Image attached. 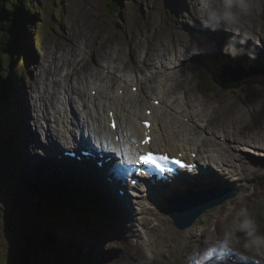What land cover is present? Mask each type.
I'll return each mask as SVG.
<instances>
[{
    "label": "rangeland",
    "instance_id": "1",
    "mask_svg": "<svg viewBox=\"0 0 264 264\" xmlns=\"http://www.w3.org/2000/svg\"><path fill=\"white\" fill-rule=\"evenodd\" d=\"M37 2V5L33 9L30 8L26 15V19L28 17L34 19V26L31 28V24L26 31L23 27L24 35L19 37L20 42L17 41L18 46L15 51L17 59L13 68L11 72L8 70L3 76H0V79L4 77L3 82L5 84L3 86V97L0 100L5 99L7 104L10 105L8 107L10 120H8V126L3 127L2 132L6 142L3 141V145H0V264H5L9 251L6 240L8 228L18 221L23 225L37 221V202H40V207L48 206L43 189H51L48 185L51 184V190L54 191L58 185H63L65 177L62 178L61 175H56V173L41 174L40 167L31 162V157L27 158L26 156L28 153L30 155H36L37 153L43 158L46 155V151L37 152V146H40L37 145V140H40L41 137V140H45V143L49 142L46 135L45 117L47 119L48 116L52 117L53 120H50L51 125L54 129L58 127L56 122L59 123L57 119L59 112H55L51 102H55L56 106L62 108L63 101H66L65 98L68 97L73 101V107L75 105L78 111H83L86 107L85 100L89 95L94 97L98 95L100 79L97 75H102L104 72L110 74L106 85L113 84L112 88L116 92L119 87H117L118 77L114 71L117 73L122 71L125 74L134 70H142L143 74H147L149 71V74L143 77L145 93L143 102L146 103L151 102L150 97L153 96V90L158 87V79L165 78L168 74L171 75V81L167 80L168 84L166 83L165 88L171 85L172 89L166 88L167 99L164 101L169 102L168 99H172L175 106L181 104L184 108L188 107L193 115L192 121L190 116L187 117L188 121L186 122L189 125L202 124L200 121H205V127L201 128L199 126V129H197L199 135L207 138L206 140L203 139L205 145H208V139L212 140L211 145L223 144L229 156L230 154L232 156L241 154L247 167L244 170L240 160L228 159L225 152L220 155L216 154L217 158L212 156L208 160L211 163L208 165L209 171H212V173L215 171L213 167H218V160H227V163H232L231 169L238 170L239 172H236V174L238 173L241 176L234 175L231 170H223L222 175L226 184L222 183V178L205 177V181H210L207 182L208 185H201L198 182L189 185L190 182H187L184 188L177 189L180 192L177 195H186L191 190L193 192L199 185H201L199 188L210 189L223 184L218 187L231 191L232 189L239 190L236 198L233 199L232 196L231 200L220 203L217 207L212 208L213 210H207H211L207 219L203 218V220L201 218L198 223L196 222L191 228L185 230L175 226L168 214V205L166 216L162 217L158 211H152L154 206L152 207L150 202L145 200L146 195L144 193L142 196L136 197L135 204H138L137 207L134 204V206H125V209L121 210L119 205L113 201L112 203H115L118 207V212L110 210L101 212L97 210L100 218L86 215L88 224L85 223L86 219L82 213H79L84 219V226L96 228L97 234H90L93 236L91 237L88 233H84L89 229L77 225L68 226L67 229L70 230L64 228L67 231L60 232L58 230L59 237L55 235V238L62 239L65 237L68 239L65 242L69 248L66 255L70 256L69 258L74 264H151V261H143L149 255L152 256V264H200L208 256L213 257L217 253L213 250L218 249V246L209 252L205 251L204 241L209 238L210 230L213 229L216 233L213 235V238L216 239L215 242L223 243L224 228L233 221L236 211L241 207L246 208L255 216L260 230L264 231V67H262L264 66V57L258 55H255V58L250 57L257 64H251L249 59L243 58L242 56L248 54V43L245 45L246 51L244 54L235 58L225 55L222 48L231 34L216 31L214 33L219 32V36H221V38H218L212 34V31L203 29L199 21L196 22L195 27L184 22L181 16L188 8L187 0H164L163 7H161L160 0H124L123 5L119 8L120 11H117L119 9H116L115 4H112L110 0H38ZM255 3L258 8L254 10L253 15L247 17L245 28L247 27L246 30L254 37L258 33H263L264 38V0H255ZM50 26H53V29H49L50 32L44 36L45 39L42 44L38 45L36 39H38L39 30ZM185 33H192L194 36H197L194 34L197 33L199 35L197 37L208 45L209 50L186 60L183 59V62H185L180 63L177 68L173 67L172 72L171 70H164L163 67L161 68L163 71L160 70L159 67L161 66L158 62H155L156 57L161 56L159 60L165 59V56L169 58L171 51L180 50L184 47ZM27 35H30L29 39ZM32 38L34 45L29 42L32 41ZM250 41L254 44L253 40L250 39L249 43ZM37 45L38 49L35 47ZM26 58L30 65L29 72L32 80L26 78L28 76L27 72L23 75L24 78L20 73L22 70L20 66L25 64ZM144 61L146 65L141 68L140 66L144 65ZM154 62L156 65L150 67ZM148 67L150 68L145 69ZM74 68L77 69L75 74L66 76L67 72L71 73ZM157 70L161 76L158 75V72L155 73ZM217 71L221 72V80L222 76L229 78L232 74L241 75L242 78L234 83L235 86L232 90L227 92L217 83ZM85 73L86 76H83L81 82V76ZM20 77L23 78V81ZM102 77L105 78L104 75ZM6 78L8 79L6 80ZM210 81L212 84H210ZM173 82L175 85H173ZM92 83L97 84V86L93 87ZM69 87L73 88V92L69 91ZM91 87L93 88L91 89ZM130 87L128 85L127 90ZM122 90L124 93L125 89L118 91L120 95H122ZM114 91L111 93H115ZM34 94H43L44 99H46L45 103L48 102L49 112H45V115L42 114L40 117H37L35 111L30 110L32 101L36 102L39 99V96H37L33 100ZM181 97H184L185 100H182ZM79 103L82 105L80 106ZM38 104L41 105V102ZM32 114L36 117H32ZM53 114L57 120L52 116ZM175 115L166 119L171 118V122L175 123L179 119L183 120V117L178 116L177 118V115ZM70 116L74 120H78L77 115L71 113ZM17 122L19 127H23L20 136L18 126L14 128L19 143L25 139L29 141L31 151L37 149L36 152L32 153L22 147L21 161L25 164V157L27 163L29 162L25 169L21 167V163L17 165L14 161L15 155L20 159L15 147L19 143L11 138L13 137L11 129ZM75 130L78 134L77 127ZM223 134H229L227 135L229 136L227 137L228 144L222 143L220 136ZM239 134L242 135L238 140L237 136ZM74 136L71 135L70 139H76ZM69 141L61 140L62 143L71 144ZM234 143L236 144L235 148H231L229 145ZM52 144H56V142ZM245 144L247 145L245 146ZM206 157V155H202L199 158L201 160L203 158L208 159ZM41 175L45 176L46 179L43 180L44 177H41ZM55 179L60 181L58 180V182ZM67 179L72 180L73 177ZM47 185L48 187H46ZM79 186L77 188L83 192H85V189L88 192L87 188L90 190L93 188L92 192L94 194L109 197L104 186L102 188L92 181H90V186L87 184ZM66 190L69 189L66 187ZM81 190L79 196H81ZM143 191L150 192L151 190L148 185H145ZM166 192L171 194L168 190ZM163 199L164 197L161 196L150 198L153 202L161 200V205L167 204ZM112 200H114L113 196ZM95 203L91 202L93 206H95ZM101 205L105 206L103 203ZM52 206V209H54V203H52ZM55 206L58 209H63L59 203H56ZM141 207L145 208L141 210ZM255 208L260 210L259 217L254 212ZM111 217L120 233L106 234V220ZM141 219L144 229H141V226L139 227ZM102 222L104 229L101 232L97 225ZM55 226H53L52 231H55ZM58 228H61V226ZM78 232L81 233L80 237H82L71 239ZM54 233L56 234V232ZM149 234L152 238L150 242L154 245H151L148 249L147 238ZM91 238L94 239L90 240ZM139 240L141 241L138 242ZM228 248L234 249L236 252L239 251L238 257L243 258L248 255L242 250ZM54 259V255L48 251L45 254L40 253L36 257L35 263H50ZM205 260L204 262L207 261ZM231 263L237 264L233 261Z\"/></svg>",
    "mask_w": 264,
    "mask_h": 264
},
{
    "label": "bare ground",
    "instance_id": "2",
    "mask_svg": "<svg viewBox=\"0 0 264 264\" xmlns=\"http://www.w3.org/2000/svg\"><path fill=\"white\" fill-rule=\"evenodd\" d=\"M250 26H252V25H250ZM212 34L214 36L218 37V38H221V36H219V34H220L219 32L218 33H214L213 32ZM262 34L263 33H261V35ZM258 35L259 34H257L256 37H255V38H257L256 40L260 39ZM38 36H40V35H38ZM40 37H41V40L40 41H42V40L45 39L44 36H40ZM27 38L29 39L30 38V35H27ZM38 39H39V37H38ZM262 47L263 46H261V45H256L255 43L253 44V43H251V41L249 43V41H248L247 48L249 50H255V53H256L255 55H258L259 51H262L261 50ZM250 57L251 56L247 54L246 58L249 59L252 62L253 59L250 58ZM182 60L183 59H181L180 57H178L176 60L172 61V63L175 62L177 64V63H179L181 61V64H182L183 63ZM158 63H159L160 66H162L164 68V70H166V71L167 70L168 71L171 70V72H172V68L167 64V60L166 59H161V60L158 61ZM29 68H30V65H29V62H28V68L25 69V71H24L23 68H21L22 70L20 72L22 74V77L25 74V72H27L28 73V76L26 78L28 80H32V76H31V74L29 72ZM105 69H106V67H105ZM181 69H182V67H181ZM75 70H77V69L74 68L71 73L70 72H67L66 76H70L72 74L74 75L75 74ZM132 72L135 73L136 70L131 71L130 74H125L122 71H118V73L116 71H114L115 75L118 77L117 87H119V88H117L116 92L114 91V88H112V85L113 84L109 83L108 85H106V81H108L107 78L110 76V74L104 72L102 75H104L105 78H103L101 74H98L97 76L100 79V84L98 86L99 87V93L96 96L97 98L94 97L93 95H89V97L85 100L86 107H84V110L83 111L82 110L81 111H78V108H76L75 105L73 107V104L74 103L68 97L65 98L66 101H63L62 106H61L62 108L56 106L55 105V102H51L52 107L54 108L55 112H59L58 115H57V119H58L59 123L56 122L58 124V127L56 129H54L53 126L51 125V121L49 120V118L48 119H47V117L44 118L45 123H46V129H47V134L46 135H47V138H49L47 141H49V142H46L45 143V141H43V140H38L37 141V143H38L37 145H40V146H37V149L39 150L38 152L48 151L50 153L51 150H47V147H46L48 145V143H51L52 144L53 142H56V145L59 147V143H62L61 140L62 141L63 140H70L69 142L71 144L63 143L67 147L66 150L72 149L75 146L73 143L76 142V141L79 142L78 144H80L77 147L79 149H81V148H83L82 142H84V137H86L84 134H81V131H82V129L87 128V129H89L88 132L89 131L93 132L95 134V137L96 138L101 139L99 141V143H103V142H106V141H111L112 143H114V147L115 148L123 147L125 149V151L127 152V154L130 155L131 154V153H129L130 147H132V149H134V147H136V145H135L136 142H140L143 139V137H144L143 134L146 131V127L143 125V123L141 121L150 118L153 121V123L151 125V132L153 134V139L150 142V146H140L139 148L140 149L141 148H143V149H150V148H152L154 146L158 150H169V151H172V152H183V153H185L186 157H188L190 160H194V158L191 157V154L193 152H197L198 154H200V156L206 155L208 157V159H204V158H203V160L200 159L201 160V162H200V165L201 166L199 165V167H202L203 168V170L200 171V174L201 175H206L208 172H210L209 169H208L209 168L208 165L211 164L208 161L210 159V157H212V156L213 157H216V154L217 155H220V154H224V152L227 154V150L224 148V145L221 144V143L220 144L216 143L215 145H211V141H212L211 139H208L207 140V144L208 145H205V143L203 142V139L206 140L207 138L204 137L203 135H199L197 133V129H199V126L201 128L205 127V125H204V122L205 121L204 120L200 121L202 124L198 123L197 125H193V124L192 125H189V123L186 122V121H188L187 117L190 116L191 117V121H192L193 115L191 114V112H190V110H189L188 107L187 108H184V106H182L181 104H179L178 106H175L172 99H168L169 102L168 101H164L165 99H167V97H166V91H167L166 88L169 87L170 89H172L171 85L170 86H167L165 88L166 83L168 84L167 80L171 81V75L168 74L163 79H160L159 77H157V78H159L158 81H157L158 87L155 90H153V93H152L153 96L150 97L151 102L146 103V102H143V98H145L144 86H143V77H144V75L143 74H137V73L136 74H133ZM139 72H142V71H139ZM157 72H158V70L155 71V73H157ZM182 73H184V72H182ZM158 75H160L159 72H158ZM83 76L85 77L86 76V73L85 74H82V76H81V82L83 80ZM153 76H154V74H153ZM238 76H241V75H238ZM129 80H132L134 82L131 85V87L129 88L130 91L127 90L128 89L127 88V86H128L127 84H128V81ZM111 81H112V79H111ZM71 84L73 85V83H71ZM92 85H93V87H96L97 86V84H95V83H92ZM173 85H175L174 82H173ZM226 85H224V86L226 87ZM211 86H213V85H211ZM93 87H91V89ZM135 87H136V90L133 89ZM68 89H69L70 92H73V90H72L73 88H70L69 87ZM120 89H125L124 90V93L122 95H120L119 92H118ZM21 91H23V90L21 89ZM113 91L115 93H111ZM18 95L20 96L19 93H18ZM154 95H155V97H154ZM37 96H39V99H37L36 102L35 101H32V103H31V109L30 110L35 111L37 113V117H40L42 114L45 115V112H49V107L47 105L48 102L46 101L47 103H45V100L46 99H44L45 96L43 94H40V95L39 94L38 95L37 94H34L33 100H35L37 98ZM152 98H154V99H152ZM122 99H123V101H122ZM181 99L182 100H185L184 97H181ZM79 100H80V98H79ZM152 100H154V101H152ZM39 102H41V105L38 104ZM79 104H80V106L82 105L81 103H79ZM114 104H117L118 106H122L123 109L125 110V112H121L120 109H118V107L115 106ZM144 105L146 106V108L143 111L142 107ZM42 106H44V107H42ZM147 108H150L152 110V113L150 115L146 113V109ZM15 109H16V107H15ZM57 109H61V110H57ZM71 110H73V111L71 112ZM110 111H113L112 112V116L115 117L116 120L119 123V128H117L116 130L110 128V126H109V122L111 121ZM208 111H210V110H208ZM67 112H70V113H67ZM71 113H72V115H77L78 120L77 119L74 120L73 118H71V116H70ZM172 115H175L177 118H178V116L183 117V120H180L179 119L175 123L173 121L171 122V120H170L171 118L169 120L166 119V118L172 117ZM258 115H259V113H258ZM31 116L34 117L35 115L32 114ZM259 119H260V116H259ZM98 122H99V125H98ZM17 126H18V134L20 136V133L22 132L23 127L22 126L19 127V123L17 122L15 124V126L11 129L12 135H13V137H11V138L13 139V141H17L19 143L18 137L16 136V133H15V130H14V128H16ZM43 127H44V125H43ZM76 127H77V130H78V134L76 133V130H75ZM44 130H45V128H44ZM117 134H119V136L122 138L119 141H116L115 140V135H117ZM71 135H73V136L75 135L74 137L76 138L75 139L76 141L73 140V139H70ZM150 135H151V133H150ZM227 135H229V134H227ZM241 135L239 134V136H237V139L238 140L240 139ZM201 137H203V138H201ZM87 139L90 140V138H87ZM80 140H83V141H80ZM9 141H10V138H9ZM27 141L28 140L23 139V141H21L19 144H17L15 146L16 147V151H18V153H19L20 160H21V156L23 155L21 153V149H22V147L25 148V146H27ZM235 143L233 145L231 144L229 146H231V148H232V147H234L237 144V143L236 144ZM245 143H247V142H245ZM237 147L239 148V146H237ZM240 147H242V146H240ZM202 148H204V150H202ZM109 153L107 154L108 157L111 156ZM236 153H237V151H236ZM96 154H97L96 158L90 157L89 160H94V159H97L98 161L102 160V158L99 157V154L97 152H96ZM36 156H33V157H36ZM230 156H231V159L234 160V161H236V160L239 161L240 160L241 161L242 168L245 170V168L247 167V164L242 160L243 157L241 156V154L239 156H237V155L232 156L230 154ZM117 157L118 158H121V160H123L124 153L117 151V154H115V156H113V161L110 162V163H105V168L104 169H106L108 166H109V170L111 169L112 166L114 168H116L115 167V162L116 161L114 159L117 158ZM61 159H62V161H64V160H67L68 158L66 156H61ZM84 159H86V157ZM51 161H53V160H51ZM62 161H60V164L63 165V162ZM78 162L75 163V166L78 165ZM230 162H232V161H230ZM67 168L69 169V166H67ZM100 168L103 169V164H102V166ZM204 168H206L207 171L204 170ZM72 169H74V168H72ZM96 170H99V167ZM181 170H183V172H184V169L183 168ZM110 173H111V175H113L112 172H110ZM211 174H212V171H211ZM56 175H60V173L59 172H56ZM65 175H67V174H65ZM104 176H105V174H104ZM108 176H110V174ZM205 177L212 178V176H209V175L208 176H204L203 182H205V183L206 182H209V181H205ZM214 177H216V178L218 177L219 178L220 175H218V176L216 175ZM69 178H71V176H69ZM120 178H121V176H120ZM181 179H184V177L175 179L170 184H167V186H173L176 183L177 184L176 185L177 187L184 188V185L187 182L181 183L180 182ZM93 180H94V178H92V181ZM117 181H119V180H117ZM121 181H122V178H121ZM121 181H119V182H121ZM197 181H199V179H197ZM77 183L78 184H88V186H90V180H88V179L85 178V181H82V180H80L78 178L73 177L72 180H70V179H67V180L64 179V181L62 183L64 187L63 188L57 187L56 188V192L58 194H61L60 191L62 189L66 188V187L70 188L72 186L69 189V192H71L73 190L75 191V194L74 195L77 198L78 207H80L81 210H84L87 207L92 206V207L96 208L97 210H100L101 212H107L104 208L102 209V207L97 206L96 203H95V206H93L91 204V202H89L86 199H83L82 198L81 201H79V188H77L78 186H75ZM127 183H129V182L127 181ZM191 183L192 182H190L189 185ZM222 183L223 184H226L223 175H222ZM101 184L104 185L105 184L104 181ZM223 184H219L218 186L223 185ZM110 185H111V183H110ZM147 185L150 187V190H151L150 192L149 191L148 192H146V191L144 192L143 191V187L145 185H143L142 187H138V189H136V190H134V187H132L133 194H135L134 196H142L143 193H144L146 195L145 200L149 201L150 204L152 205V207L154 206L152 208L153 209L152 211H155L156 210V211H158L162 215V217L163 216H166L167 215V212H166L167 204L161 205V200H159V202H153V201L150 200V198H154V197L158 198V196H161V197H164L163 200H165L166 197H170V196L172 197L174 195L179 194L180 192L179 191L172 190L171 191V194H170L169 192H166L167 191V187H158L155 184H152V185L151 184H147ZM192 185H193V183H192ZM99 186L102 187L101 185H99ZM79 187H81V185ZM83 187H85V186H83ZM73 188H76V189H73ZM107 188L109 189V191H107L108 192V196H109L107 199L109 201H111L110 202V205L112 204L113 201L118 200V199H122L123 202H124L122 204V208L123 209H125V206H134V204L136 202V199H137L136 197H133L135 201H132L131 199L127 198L126 196L119 195V196H116V199L115 200H112V196L109 193H113V195H114L118 191H116L115 188H113V189H115L114 191L112 189H110L109 187H107ZM218 188H220V187H218ZM191 191H189V192H191ZM51 192L53 193V196L52 197L54 198L55 197L54 196V191L51 190ZM52 193H51V195H52ZM44 195H45V193H44ZM149 196H150V198H149ZM63 197H65V196H63ZM124 198H126V200ZM59 201H61V203L63 202L62 203V206L65 205L67 207V209H68V205L69 204H68V201L67 200H63L60 197L59 198ZM144 208L145 207H141V210H143ZM112 209H113L112 212H118V209L117 208H112ZM210 211H207V213L205 212L200 217V219L197 221V223L201 220V218L202 219L203 218L204 219H207V217L210 214L209 213ZM146 212H148V211H146ZM140 213H142V212L140 211ZM71 215H72V213L70 211L68 213L67 220H70L71 219ZM39 217H40V215H39ZM162 217H160V218L162 219ZM40 218H42V216ZM136 222H137V220H136ZM225 222H224V224H225ZM85 223L88 224V221L86 220ZM106 224L108 225L107 227H109V229H110L108 231L109 233H115V232L120 233V230L117 227V225L114 222V220H113L112 217L110 219L106 220ZM53 226H55V231H53V233L56 232V231H58V230L60 232L61 231L70 230V229H67V228H65L67 230L60 229V228H58L59 226L57 224H53ZM139 227H140V225H139ZM108 232H106V234H108ZM142 232L143 233H146L145 231H142ZM70 233L73 234L72 231H70ZM214 234H216V233H214L213 229L210 230L209 238H207L206 241H204L205 242V247H206V249H205L206 252L211 251L216 246H218V248L225 247V246H223L221 244L220 245H214L216 243L215 242L216 239L213 238V235ZM224 235L225 234H222V237H224ZM55 237L56 236H54V239H55V241H56L57 244L54 245V247L59 252V248H60V245L59 244H61V248L62 249H63V245L61 243V238H55ZM49 238H51V236H49ZM151 239L152 238H151V236L149 234V237L147 238V241H148V244H149L148 249H149V247L151 245H154V243H151L150 242ZM57 241H59V242H57ZM145 246H147V244H145ZM232 255H234L233 252H232ZM36 257L37 256H35L34 261H35ZM69 257L70 256H67L65 259H62L63 262L65 260V262L67 264H70L71 259ZM213 257H210L208 260H213ZM228 257H230V256H228ZM250 258H251L253 264H257L256 261H254L253 256L250 257ZM256 258L257 259L258 258L261 259L262 260V264H264V259H262V258H260L258 256H256ZM227 259H229V258H227ZM208 260L206 262H208ZM206 262H205V264H206ZM36 264H41V263H36ZM72 264H74V263L72 262ZM214 264H216V263H214ZM230 264H231V261H230Z\"/></svg>",
    "mask_w": 264,
    "mask_h": 264
},
{
    "label": "trees",
    "instance_id": "3",
    "mask_svg": "<svg viewBox=\"0 0 264 264\" xmlns=\"http://www.w3.org/2000/svg\"><path fill=\"white\" fill-rule=\"evenodd\" d=\"M38 0H0V76H3L5 72L8 70L11 72L13 65L16 61L15 57V51L18 46L17 41L20 42L18 39L19 37L24 35V30H27V27H29L32 24V27L34 26V19L28 17L26 19L27 13L30 11V8L33 9L34 6L37 5ZM112 4H115L116 9H119L122 5L124 0H110ZM117 11H120L117 10ZM53 29V26L50 27H44L41 30H39L40 36H46L49 31V29ZM42 31V32H41ZM41 39V37H40ZM44 40L41 41V44ZM33 45V38L32 41H29ZM252 64H255V61L251 62ZM23 69L28 68V60L26 59V62L24 65L21 66ZM21 73V72H20ZM221 73V72H218ZM216 73L218 76L217 82L222 88L225 90H230L231 87L234 85L232 84H225L221 82L220 75ZM8 78H6L7 80ZM22 81V77H20ZM3 79H0V99L3 97V86H5ZM221 80V81H220ZM212 81V80H211ZM210 81V83H211ZM226 85V87L224 86ZM225 87V88H224ZM2 103V104H1ZM10 105L7 104V101L5 99L0 100V145L2 146L3 141H5V136L2 134L3 127H7V123L10 115L9 107ZM2 118V119H1ZM7 136V134H6ZM7 140V139H6ZM6 142V141H5ZM15 162L18 165L20 162L18 158L15 155ZM48 187V186H47ZM49 187L52 189V185L49 184ZM45 193V199L47 202V207H40L38 203V210H37V221H32L29 223H26L23 225L20 221L13 223V226L8 228V231L6 233V240L8 243V255L5 259V264H36L34 261L35 256L38 257V255L45 254L49 251V253H52L55 257L54 261L51 263H41V264H67L64 260L68 255L66 253L68 252L69 248L67 247V244L65 243L68 239L65 237L61 239V243L63 245V249L59 248V252L54 247L56 245V241L54 239V236L58 235V231H56V234L52 231L51 224H57L58 226H61L63 228H67L68 226H76L79 223L72 222L75 221L77 218L81 221H83L81 215V212L74 211V206L70 204V201H68V209L72 213V217L70 220H67L68 213L70 212L65 205L62 206L61 201H59V198L61 197L63 200H66L63 196L65 195V189H62L60 193L58 194L54 190L55 197L53 198V194L50 195L49 190L43 189ZM46 191V192H45ZM47 193V194H46ZM49 195V196H48ZM60 195V196H59ZM44 196V195H43ZM86 196V199L89 198L91 201L96 202L97 206L101 207L100 200L95 201V198L91 197L89 195ZM59 197V198H58ZM77 201V200H75ZM81 201V199L79 200ZM100 202V203H99ZM52 203H54V209H52ZM59 203L63 207V209H58L55 204ZM65 206V207H64ZM103 209V207H102ZM42 215V218L39 217V215ZM73 218H75L73 220ZM50 222V223H49ZM60 228V229H63ZM108 231L110 230L109 227H107ZM57 230V229H56ZM112 234V233H111ZM51 236V238H49ZM78 235H75V237L71 238H77L79 239ZM48 250V251H47ZM72 260L70 261V264H72Z\"/></svg>",
    "mask_w": 264,
    "mask_h": 264
},
{
    "label": "clouds",
    "instance_id": "4",
    "mask_svg": "<svg viewBox=\"0 0 264 264\" xmlns=\"http://www.w3.org/2000/svg\"><path fill=\"white\" fill-rule=\"evenodd\" d=\"M161 7L164 0H160ZM188 8L182 13L184 22L195 27L197 21L203 29L212 32L230 33L222 51L235 58L245 53V45L251 39L256 45L259 41L245 28L247 17L258 8L255 0H187ZM184 47L180 49V58L201 54L208 46L192 33L184 34ZM255 58L254 50H247ZM225 247L236 248L253 257L264 259V231L260 230L255 216L246 208H239L233 221L224 228Z\"/></svg>",
    "mask_w": 264,
    "mask_h": 264
},
{
    "label": "water",
    "instance_id": "5",
    "mask_svg": "<svg viewBox=\"0 0 264 264\" xmlns=\"http://www.w3.org/2000/svg\"><path fill=\"white\" fill-rule=\"evenodd\" d=\"M241 78L242 76H238V74H232L229 76V78L222 76V79L228 83L238 81ZM237 194L238 191L234 190L228 192V194L211 198L207 191H201L199 193L189 192L186 195H174L172 197H166V201L169 206V215L175 226L179 229H186L191 227L198 220V218L203 215L204 212L218 206L220 203L226 201L232 196H237ZM70 204L74 206L73 208L75 210L86 215H92V213L88 212L86 209L81 210L80 207H78V204H74L72 202H70ZM238 264L247 263L241 262Z\"/></svg>",
    "mask_w": 264,
    "mask_h": 264
},
{
    "label": "snow or ice",
    "instance_id": "6",
    "mask_svg": "<svg viewBox=\"0 0 264 264\" xmlns=\"http://www.w3.org/2000/svg\"><path fill=\"white\" fill-rule=\"evenodd\" d=\"M146 127L150 126L148 121H144ZM117 127L115 120L112 122V128L115 129ZM117 139H122L121 137L117 136ZM151 138L145 134V138L142 140V143L145 145H150ZM113 152H123L124 158L123 160L117 159L115 162V167L117 171H122V173L126 176L131 175L132 168L125 167V165L132 166L133 168L136 165H149L154 166L156 169L164 170L166 165L168 164L170 157L166 154H159L154 153L152 150H142L137 146L136 153H134V158L128 156L127 152L123 147H118L112 149ZM172 162L180 164L182 163L180 160H173ZM132 184H137L136 179L131 180ZM213 251L220 254L221 257L224 256H231L232 251L230 248H218L214 249Z\"/></svg>",
    "mask_w": 264,
    "mask_h": 264
}]
</instances>
